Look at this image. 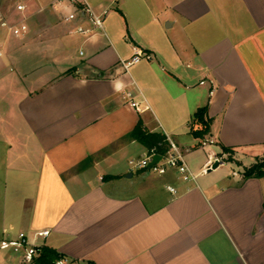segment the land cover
Segmentation results:
<instances>
[{
    "label": "crops",
    "instance_id": "0c3cea01",
    "mask_svg": "<svg viewBox=\"0 0 264 264\" xmlns=\"http://www.w3.org/2000/svg\"><path fill=\"white\" fill-rule=\"evenodd\" d=\"M0 8L27 28L0 30V240L49 231L44 247L85 264H264V177L244 179L242 162L264 153V0ZM134 47L152 60L126 73ZM206 105L211 130L197 139ZM140 123L191 157L195 183L130 171L148 153L132 136ZM217 159L243 170L212 176ZM38 258L0 252V264Z\"/></svg>",
    "mask_w": 264,
    "mask_h": 264
},
{
    "label": "built area",
    "instance_id": "2783aa9c",
    "mask_svg": "<svg viewBox=\"0 0 264 264\" xmlns=\"http://www.w3.org/2000/svg\"><path fill=\"white\" fill-rule=\"evenodd\" d=\"M17 12H24L26 10L25 5H18L16 7ZM84 11L87 13L94 25L98 30H103L102 18L96 15L88 3H84ZM76 18L75 14H71L66 18V21H72ZM0 30H5L15 37H20L26 33V26L23 21L19 23H12L4 11L0 8ZM81 34H89L90 30L78 29ZM0 50V55H1ZM151 61L152 56L143 52L141 49L134 47L133 56L129 60L120 61V65L127 73L130 68L142 61ZM124 100L127 105L133 109L138 110L140 108V102L136 101L135 94L132 91L124 93ZM146 102L145 100H143ZM156 157H160L158 161H154ZM221 164L224 162L221 159H217ZM129 169L131 172H138L143 170H149L157 175H165L168 171H174L179 175L180 179L184 183H195L198 176L192 171L188 164L184 154L178 148V146L169 140V150L160 155L155 150L148 151V153L140 158L129 161ZM206 172V169L203 171ZM168 190L172 193H176L173 187H168ZM50 235L49 231H41L29 236L26 233H19L17 236L8 237L0 240V252H10L22 257L26 263H32L36 258L40 257L44 245L42 244ZM55 264H85L68 257H60L55 261Z\"/></svg>",
    "mask_w": 264,
    "mask_h": 264
},
{
    "label": "trees",
    "instance_id": "16d2710c",
    "mask_svg": "<svg viewBox=\"0 0 264 264\" xmlns=\"http://www.w3.org/2000/svg\"><path fill=\"white\" fill-rule=\"evenodd\" d=\"M208 109L209 106L206 105L205 107L198 109V111L193 116L191 133L197 139H203L210 133L211 119L208 116ZM132 136L139 143L147 147L148 151L155 150L158 154L164 155L169 150V141L165 135L148 133L143 129L141 123L138 124L136 129L133 131ZM223 151L227 154H233L231 149L224 148ZM262 177H264V157L262 160H257L256 163L252 165V167L247 168L244 171V179ZM60 257L63 256L51 249L44 247L40 257L37 259V263L55 264V261Z\"/></svg>",
    "mask_w": 264,
    "mask_h": 264
},
{
    "label": "rangeland",
    "instance_id": "374dc122",
    "mask_svg": "<svg viewBox=\"0 0 264 264\" xmlns=\"http://www.w3.org/2000/svg\"><path fill=\"white\" fill-rule=\"evenodd\" d=\"M4 1V3L8 4L9 6H13L17 0H0ZM213 148V146L209 145L207 146L206 149ZM264 157V153L261 154L259 157L256 159H251V158H246L243 159L242 162L247 166V167H252L256 163L257 160H262ZM235 156L234 154H228L227 159L234 160ZM187 161L191 165V157L187 156ZM216 161H212L211 167L215 164ZM192 167V166H191ZM193 168V167H192ZM247 169V168H246ZM240 170H243L242 168H239L236 163L229 162L226 164V167H219L215 172H213L212 176H224L225 174H233L234 172H239Z\"/></svg>",
    "mask_w": 264,
    "mask_h": 264
},
{
    "label": "water",
    "instance_id": "95a60500",
    "mask_svg": "<svg viewBox=\"0 0 264 264\" xmlns=\"http://www.w3.org/2000/svg\"><path fill=\"white\" fill-rule=\"evenodd\" d=\"M160 157H156L154 161H158ZM221 165L220 161H216L215 164L210 168L209 171L217 169Z\"/></svg>",
    "mask_w": 264,
    "mask_h": 264
}]
</instances>
